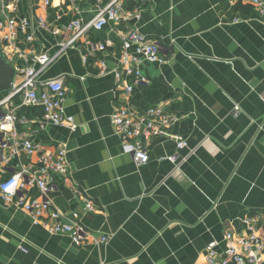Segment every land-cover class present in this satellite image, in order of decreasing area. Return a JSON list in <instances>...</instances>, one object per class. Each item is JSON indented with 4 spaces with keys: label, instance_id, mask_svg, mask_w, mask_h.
<instances>
[{
    "label": "crops",
    "instance_id": "1",
    "mask_svg": "<svg viewBox=\"0 0 264 264\" xmlns=\"http://www.w3.org/2000/svg\"><path fill=\"white\" fill-rule=\"evenodd\" d=\"M14 2L15 15L43 16L62 28L91 19L108 0ZM9 14L0 8V19ZM138 24L161 43L167 62L143 67L146 81L134 104L140 111L162 105L174 117L167 136L150 139L148 163L123 153L111 123L115 76L97 74V59L117 67L125 23L90 29L41 75L64 77L76 130L44 124L39 106L32 122L19 126L42 152L66 150L70 182L55 176V205L64 214L78 211L87 230L108 242L76 246L0 198V264H202L211 242L221 252L229 231L244 232L246 218L264 216V12L244 0H151ZM60 40L38 28L29 49L54 53ZM107 40L115 46L83 61L92 43ZM179 137L187 142L182 149ZM42 152L22 151L9 164L38 169ZM76 189L94 202L93 210L84 209ZM25 193L42 196L37 187Z\"/></svg>",
    "mask_w": 264,
    "mask_h": 264
},
{
    "label": "built area",
    "instance_id": "2",
    "mask_svg": "<svg viewBox=\"0 0 264 264\" xmlns=\"http://www.w3.org/2000/svg\"><path fill=\"white\" fill-rule=\"evenodd\" d=\"M149 1L108 0L106 4H100L91 19L77 18L62 28H55L43 16L34 20L28 16L15 15V2L0 0V8L11 11L5 19H0V46L15 67L12 87L0 97V198L6 203H15L31 217L34 224L43 226L50 233L68 235L76 246L87 245L90 241L103 244L108 242L109 237L94 236L81 222L78 211L64 214L56 207L52 197L55 192L54 178L58 175L70 182L71 162L65 149H59L52 156L42 152L32 138L19 132V126L32 122V116L23 112V108L39 106L43 110L41 120L44 124L76 130L78 124L74 116L66 111L68 90L64 77L42 79L41 75L69 49L75 48L78 39L90 29L102 32L110 23H125L127 28L121 38L117 67L112 70L104 59H97V74L113 72L115 76L117 97L111 123L114 134L121 141L123 153L132 155L140 165L148 163L150 139L155 135L167 136L168 128L174 121L173 115L162 105L140 111L133 101L137 86L146 81L143 67L167 62L161 43L144 34L138 24ZM244 1L264 12L261 0ZM51 2L44 0L43 4L49 6ZM38 28L50 30L61 37L56 52L30 50ZM21 43L26 48H21ZM114 46L112 40L92 43L93 51L84 54L83 61L89 63L95 53L107 52ZM3 106L7 108L6 111L2 110ZM176 143L179 149L187 146V142L180 137L176 138ZM22 151L28 156L42 152L38 169L30 165L10 166L11 157ZM166 158L173 163L179 161L178 155ZM32 187H37L42 196H27L25 192ZM75 193L83 196L86 211L95 208L94 202L80 190L76 189ZM245 224L244 232L229 231L225 235V247L221 252L216 249L219 243L211 242L206 248V259L202 264H259L264 257V216H250L246 218Z\"/></svg>",
    "mask_w": 264,
    "mask_h": 264
},
{
    "label": "water",
    "instance_id": "3",
    "mask_svg": "<svg viewBox=\"0 0 264 264\" xmlns=\"http://www.w3.org/2000/svg\"><path fill=\"white\" fill-rule=\"evenodd\" d=\"M15 78V67L0 46V96L7 93Z\"/></svg>",
    "mask_w": 264,
    "mask_h": 264
},
{
    "label": "trees",
    "instance_id": "4",
    "mask_svg": "<svg viewBox=\"0 0 264 264\" xmlns=\"http://www.w3.org/2000/svg\"><path fill=\"white\" fill-rule=\"evenodd\" d=\"M2 96V95H1ZM34 109V107L32 108H23V112H27V113H32V110ZM40 113V112H39ZM43 114V110L41 109V115Z\"/></svg>",
    "mask_w": 264,
    "mask_h": 264
}]
</instances>
